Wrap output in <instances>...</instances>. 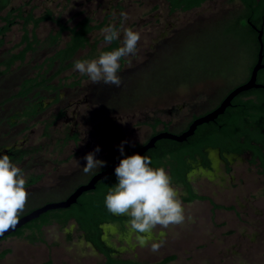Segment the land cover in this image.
<instances>
[{
  "label": "rangeland",
  "instance_id": "obj_1",
  "mask_svg": "<svg viewBox=\"0 0 264 264\" xmlns=\"http://www.w3.org/2000/svg\"><path fill=\"white\" fill-rule=\"evenodd\" d=\"M14 8H22L24 13L32 10L35 17L49 10L68 27H73L83 18L91 19L92 24L106 19L103 28L89 34V44L76 54L75 60L99 57L110 45L104 41L102 32L109 25L117 30L130 27L140 33L136 54L122 58L125 65L120 64V68H123L118 72L121 86L116 88L100 83L109 94L108 99L103 100L104 110L100 106V116L117 114L127 108H132L131 111L138 114L147 109H170L185 104L177 115L179 125H183L189 119L188 114H201L213 109L229 91L246 82L249 70L257 60L254 38L247 34L245 21L237 19L242 7L236 0L207 1L199 8L168 16L165 15L169 11L168 0H11L1 16ZM122 12L127 13L126 21L121 17ZM21 23L17 18L3 37L0 61L22 48L15 47L21 41ZM164 24H171L173 29L169 28L166 36L160 38ZM30 30L31 27H28ZM56 31L57 26L53 22H43L35 33L40 42H45ZM122 40L121 31L117 39L120 46ZM68 41L69 33L64 32L57 45L50 47L42 43L34 52L27 53L22 63H14L9 71L0 66L1 119L22 106L13 99L5 102L19 91L20 82L48 71L43 63L63 49ZM58 67L55 62L48 75H52ZM76 81L81 87L92 84L88 76L81 75L74 66L64 70L50 84L64 87ZM61 106L51 105L36 120L24 125L22 131V126L9 131L0 124V146L2 143L21 141L27 136L29 148H34L38 156L45 157L44 160L60 155L53 141L64 136L63 125L58 121L50 127L49 122L54 123L53 116ZM97 113L94 119L98 117ZM59 128L61 131L57 132ZM147 129V126L142 127L143 131ZM131 139L104 141L97 152L99 156L95 154V158L106 162L117 152L121 153L118 146L122 141L127 142L123 145L124 150L131 149L137 136L133 135ZM89 152V148H82L85 155ZM227 159L230 171L225 169L224 161L215 152L211 154L212 169L200 165L195 170L191 178L192 186L197 195L207 200L183 203L186 217H191L183 224L167 229L158 226L149 234L145 246L138 243L135 232L128 234L130 226L126 232L113 227V234L107 237L115 249L122 252L121 260L156 264L166 257L175 256V260L168 264H264V177L258 173L257 166L249 164L247 156H227ZM70 164L72 169L81 170L86 162L74 158ZM26 165L29 166L30 162ZM66 167L62 165L61 172L49 174L42 180L39 191L49 192H39L33 199H28L19 217L31 207L65 196L77 179L64 182L63 178L68 175ZM59 184L63 186L52 190ZM177 193L180 198V191L177 190ZM213 204L218 208L214 209ZM28 234L25 232V235ZM39 236L34 245L22 239L0 243V253L9 252L0 264H21L25 256L30 258L28 264H105L104 257L84 242L73 223L66 227L55 224L46 226ZM39 238L42 242H38ZM161 241L163 246L153 253L151 244Z\"/></svg>",
  "mask_w": 264,
  "mask_h": 264
},
{
  "label": "flooded vegetation",
  "instance_id": "obj_2",
  "mask_svg": "<svg viewBox=\"0 0 264 264\" xmlns=\"http://www.w3.org/2000/svg\"><path fill=\"white\" fill-rule=\"evenodd\" d=\"M177 12L179 13V11L173 13L167 11L165 15L168 16L170 14H174ZM154 18H160V17L154 16ZM163 18L165 19V17ZM169 28H171L170 30H172L173 26H171V24H164L163 33L160 38L166 36V33L169 32ZM120 64H123V66L125 65L122 59L120 60ZM123 66L120 69H122ZM22 81L20 82V86L22 84ZM77 84H78L77 81L73 82L72 84H68L67 86L64 87L59 86L57 84H50L49 89H39L38 91L32 92V95L30 94V96L32 97L31 103H26L22 98H16V101L22 104L21 107L20 106L18 107L20 109H17L15 112L11 113L9 116L5 118L3 117V119L0 118V124L5 125L8 128L7 130L9 131L14 130L16 129V127L22 126L20 129V131H22L24 125L36 120L40 115L45 113L48 107L54 104H62V106L58 108L55 115L53 116L54 123L49 122V124H51L50 127H52L58 121H61L63 125L64 136L62 138H58L53 141L56 147L59 149L60 155L49 156V158H46V160H44L45 157L40 155L38 156L37 152L35 153L34 148H29L30 145H28V139H27L28 137L25 136L24 138H22L21 141L2 143V145L0 146V156L4 154L9 155L12 161L16 163L23 170L25 174V179L27 181L26 191L28 192V199L30 198L33 199L36 195L39 194V192H49V190L39 191L40 184L42 183V180L44 178L50 176L49 174L52 173L56 174L57 172H61V169H63L62 165L63 167L67 166L66 169H68V175H66L63 178L65 179L64 182L68 181L69 179H75V178L78 179V180L75 179L74 186L69 191H67L65 196L60 200L49 201L42 204H38L34 207L27 209V211H25L22 215H20V217L48 203L60 202L66 200L79 186L86 185L93 176H95L101 171L106 170L116 160L122 159L125 156H129L133 154L137 149L146 145L154 136L163 132H169L175 135H179L185 130H187L189 125L196 118L208 113L209 111L215 108L214 107L213 109L201 114H193V113L188 114L189 119L183 125L181 124L179 125L177 115L179 114V112L183 110V108H185V104L178 105L177 107L174 106L170 109L165 107H160L154 110L147 109L144 110V112H140V113L138 112V114L135 111L132 112L131 111L132 108H127L120 110L122 112H117V114L113 113V114H106L100 116V114L102 113L101 110H104L103 100L105 101V99H108L109 97V94L106 93L107 91L105 92L100 84L92 83L90 86L88 85L87 87H81ZM47 102L48 104H50L49 106ZM112 103H114L113 99H112ZM38 104L41 105V112L37 111V109L39 110ZM100 106H101V110H99ZM96 107L98 108V110ZM33 110L37 112V114L34 117H32L31 119H27L23 117L24 113L26 112L29 113L30 111ZM95 113H97L98 116L96 117V119H94L93 117ZM133 125H138V126L133 127ZM143 126L144 127L147 126L148 129L143 131L142 130ZM60 129L61 128H59L57 132H60L61 131ZM133 135L137 136V140L133 142L132 148L128 150H124L123 155L117 152L116 155H113L106 161L105 166H103L102 168L94 169L92 172L87 174L81 173L83 171V168L81 170L75 168L72 169L70 162L74 158H79L80 162L82 163L86 162V160L84 159L86 155L82 153L83 147H87L90 149V152H93L97 146L100 147L101 144L106 140L109 139L120 140L121 138L123 139L126 138L127 141H130L132 140L131 137H133ZM45 137L50 138V136L48 135H45ZM163 141H167V139L158 140L154 144V147L152 149H154L156 144L160 142L161 145L166 146ZM203 152L205 153V156L208 160V166H203L201 163V158L198 155H195L194 158L189 156H186L184 158L185 161L184 167L179 165L177 162H173L171 165L168 164L164 167L170 177L171 174L176 170L178 169L182 170L183 168L184 169L188 168L184 170L183 173L187 185L190 187L191 191H193L195 194L197 193L194 191V188L192 186V181H191L192 175L196 169H199L200 165H202L204 168L208 167L212 169L211 166L213 164L211 161L212 152L218 154L219 158L222 161H224L225 169L227 168L230 169V162L228 161L227 156L230 157L247 156L250 159L249 154H244V155L227 154V153H222L218 149H212V148L205 149L203 150ZM95 154L99 156L97 152ZM61 155H64V157H61ZM167 160H170L169 155L164 156L162 163L167 162ZM29 162L30 165L27 166L26 164ZM112 176L116 179L115 172L111 175V177ZM114 178H109V180L105 182H103L104 179L100 180L99 182H97L94 190L83 193L77 199L75 204H73L67 209H60V210L70 211L72 208L78 205L79 206L84 205L83 198L84 200L88 201L89 204L87 207L89 209H95L97 211V213L95 214L96 218L94 220L98 221L99 219H101V221L97 225L99 229V240L103 244H105L106 247L111 249V257L113 259L121 260L120 255L122 254V252L115 249L112 243H110L111 240H109L107 236L110 237L113 234L114 232L113 227L116 228L117 230H120L121 232H126V228L130 226L127 219L128 217L109 212L104 204V199L109 188L115 183H117V179L115 180ZM172 185L177 190L180 191V199L182 200L183 203L191 204L192 202H194V201L190 202L183 200L184 198L189 197L186 186H183L180 183L179 184L172 183ZM61 186L63 185L59 184L53 187L54 189L52 188L51 189L55 190L60 188ZM49 212L41 215L38 219L34 221L39 222L42 216L47 215ZM120 219L122 220V222L120 221ZM32 222L28 223L21 229L17 230L15 233L4 237L3 239L0 240V243L9 239H22L23 241L27 242L29 245H34L36 244L35 239L37 238V236H39L42 233L43 228L54 224L60 226L57 223L44 225L41 227L40 233H38L37 231H35L33 227L29 228L28 225H30ZM70 223H73L74 227L81 234V237L84 240V242L89 246H91L96 252L99 253V251L94 247V245L85 239L84 233L78 230V224L73 217H71L66 221L64 227L68 226V224ZM20 230H22V234L18 235V231ZM25 232H29V234L25 235ZM131 233L132 231H128V234ZM93 234L96 235L95 232H93ZM8 253H6V255ZM99 254L103 256L101 253ZM4 257L0 258V261ZM29 259L30 258H27V256H25L24 258H22L21 264L24 263L28 264ZM130 261L139 264H145L143 262H139L136 260H130Z\"/></svg>",
  "mask_w": 264,
  "mask_h": 264
},
{
  "label": "trees",
  "instance_id": "obj_3",
  "mask_svg": "<svg viewBox=\"0 0 264 264\" xmlns=\"http://www.w3.org/2000/svg\"><path fill=\"white\" fill-rule=\"evenodd\" d=\"M11 0H0V47L3 46V37L8 33L11 26L18 18L22 21L21 29L22 36L20 43L15 46L16 48L22 47L17 53L9 54L7 57L0 61V66L5 67V71H9L14 63H22L27 53L34 52L36 47L42 43H46L50 47L57 45L58 40L62 33H69V41L63 49L55 52L49 57L43 65H47L48 71L54 66L55 62L58 63V69L48 76V71L38 74L34 79H24L19 88V91L5 100H16L22 98L26 103L32 97L30 94L39 89H49L50 81L62 73L64 70L74 66V57L79 51L84 50L89 44V34L95 30H100L106 24V19L98 24H92L91 19L83 18L73 27H68L58 17H54L49 10L38 17H35L32 10L24 13L22 8L10 9L5 16H1L2 11L9 7ZM212 0H168L170 12H188L190 10L199 8L203 3ZM242 7V12L237 19L245 21L246 32L252 35L256 44L257 52L259 51V44L257 41V31L262 30V62L264 63V0H236ZM43 22H53L57 26L55 34H50L45 42H40L36 36V29ZM28 27L31 30L28 31ZM117 40L110 43L103 51H111L119 47ZM93 57V55L91 56ZM89 58V57H88ZM82 58L79 60H85ZM257 61V60H256ZM252 68V67H251ZM251 68L249 72H251ZM48 76V77H47ZM257 83L263 86L262 88L252 89L247 92L239 94L233 99L230 107L220 115L215 121L208 124H203L195 130L194 134L183 143L173 142L171 140L163 141L166 146L157 143L154 149L147 151L144 155L151 158L152 167H165L168 164L177 162L181 166H185L184 158L186 156L194 158L198 155L201 158L203 166H208V160L203 150L212 148L218 149L222 153L244 155L249 154V164L257 166L258 173L264 177V69L260 70L257 74ZM218 105V104H217ZM216 105V106H217ZM41 112V105L38 104ZM37 114L35 110L29 113H24L23 117L31 119ZM190 147V148H189ZM169 155L170 160L162 163L164 156ZM188 168L178 169L171 174L172 183H180L186 186L189 197L184 198V201H203L207 200L203 196H199L191 191L187 185L184 170ZM227 171H230L227 168ZM108 177L103 182L108 181ZM115 179V178H114ZM116 180V179H115ZM102 182V183H103ZM264 195V187L262 190ZM211 202V201H210ZM81 206H76L69 210H58L49 212L47 215L42 216L40 221H34L29 227H33L35 231L40 233V229L44 225L57 223L64 226L66 221L73 217L78 224V230L84 233L85 239L91 242L94 247L101 253L105 259V264H139L130 260H117L111 257V249L106 247L99 240L98 224L101 221H95V209H89L87 206L88 201L84 200ZM213 208L217 209L218 206L213 204ZM71 213H69V212ZM129 219V218H127ZM122 222V220L120 219ZM93 232L96 233L93 234ZM22 234V230L18 231V235ZM39 242L42 239L39 238ZM7 251L0 254V258L4 257ZM175 260V256H169L156 264H168ZM49 263V261H48Z\"/></svg>",
  "mask_w": 264,
  "mask_h": 264
},
{
  "label": "clouds",
  "instance_id": "obj_4",
  "mask_svg": "<svg viewBox=\"0 0 264 264\" xmlns=\"http://www.w3.org/2000/svg\"><path fill=\"white\" fill-rule=\"evenodd\" d=\"M124 21L127 13H121ZM123 32L122 46L102 51L98 58L74 61V69L81 75H87L93 84L103 83L119 88L122 80L118 75L120 60L129 55H135L140 41V33L132 28L120 30L113 25L102 29L104 41L111 43L117 40ZM122 141L119 150L123 155ZM99 146L93 152L86 154L83 166L85 174L93 169H100L106 162L95 158ZM151 158L146 155L133 154L122 158L115 168L117 183L112 185L104 199L107 210L111 213L127 216L130 230L136 233V239L141 246L149 240V234L158 226L167 229L180 225L186 217L183 202L171 177L164 167H152ZM23 170L12 161L9 155L0 156V235L14 228L18 223L19 214L24 210L28 192ZM163 246V241L153 242L151 251L156 253Z\"/></svg>",
  "mask_w": 264,
  "mask_h": 264
},
{
  "label": "water",
  "instance_id": "obj_5",
  "mask_svg": "<svg viewBox=\"0 0 264 264\" xmlns=\"http://www.w3.org/2000/svg\"><path fill=\"white\" fill-rule=\"evenodd\" d=\"M262 36L263 31L259 30L257 31V41L259 44V51L257 55V61L255 65L252 67L249 78L246 82L242 83L241 85L233 88L231 91L228 92V94L221 100V102L211 111L208 113L196 118L185 130L179 135H175L169 132H163L156 136H154L146 145L140 147L137 149L133 154H141L143 155L148 150L152 149L154 147V144L161 139H167L171 140L177 143H183L185 142L189 137H191L197 127L208 124L210 122L215 121L220 115H222L225 110L230 107L231 102L235 97H237L239 94L243 92H247L252 89H258L262 88L260 84L257 83V74L260 70L264 69V63L262 62V51H263V43H262ZM131 154V155H133ZM121 159L116 160L114 163H112L106 170L99 172L95 176L91 178V180L86 185L79 186L66 200L60 201V202H53L48 203L38 209H35L31 211L30 213L21 216L18 218V223L14 228H10L6 232H4L2 235H0V240L3 239L6 236H9L13 233H15L17 230L21 229L28 223L38 219L41 215L49 212V211H55L60 209H67L73 204L76 203L77 199L85 192L92 191L95 189V186L97 182L100 180L111 176L115 172L116 166H118Z\"/></svg>",
  "mask_w": 264,
  "mask_h": 264
},
{
  "label": "crops",
  "instance_id": "obj_6",
  "mask_svg": "<svg viewBox=\"0 0 264 264\" xmlns=\"http://www.w3.org/2000/svg\"><path fill=\"white\" fill-rule=\"evenodd\" d=\"M55 33H56V32H55ZM55 33H54V34H55ZM46 39H47V38H46Z\"/></svg>",
  "mask_w": 264,
  "mask_h": 264
}]
</instances>
